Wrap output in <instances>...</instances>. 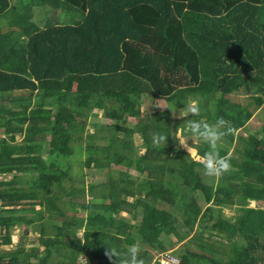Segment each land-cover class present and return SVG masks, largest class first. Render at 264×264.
Listing matches in <instances>:
<instances>
[{"label": "trees", "instance_id": "obj_1", "mask_svg": "<svg viewBox=\"0 0 264 264\" xmlns=\"http://www.w3.org/2000/svg\"><path fill=\"white\" fill-rule=\"evenodd\" d=\"M35 8L49 15L37 20ZM189 100L200 107L189 118L234 126L225 140L239 145L219 146L232 158L220 178L175 150L172 110ZM263 105L264 0H0V177L11 178L0 179V248L14 227L39 223L52 235L49 253L73 245V264L77 254L110 264L107 246L124 254L140 240L166 252L183 229L195 250L185 248L179 264H264V208L251 207L264 204V125L236 136L251 106ZM94 110L109 123L88 134ZM155 133L169 136L165 147L153 146ZM81 149L84 167L135 169L139 178L110 173L97 194L76 189L71 159ZM227 208L242 214L225 218ZM137 209L133 226L122 214ZM21 251L11 263H25Z\"/></svg>", "mask_w": 264, "mask_h": 264}, {"label": "rangeland", "instance_id": "obj_2", "mask_svg": "<svg viewBox=\"0 0 264 264\" xmlns=\"http://www.w3.org/2000/svg\"><path fill=\"white\" fill-rule=\"evenodd\" d=\"M15 2V1H14ZM51 14V13H50ZM49 13H45V11H41L40 13L37 14V17L42 19L45 16H48ZM236 96V95H234ZM251 96H253L252 93H248V94H241V95H237L236 99L240 102V103H245ZM190 102V100H189ZM193 102V101H191ZM159 106H164V107H168L167 106V102L165 100L160 101L159 102ZM161 109V108H160ZM166 109V108H165ZM163 109V110H165ZM250 111L252 112V117L251 119L247 122V124L245 125V128L239 130L236 133L237 135L243 136L244 138H247L248 136H250L251 133H259L262 134V127L264 125V105L261 106L260 108H257L255 106H251ZM93 116L89 117L87 120V133L88 134H92L93 132L96 131V129L98 128V126H102V125H106L107 123H109V119L104 117V111L103 110H94L93 111ZM173 118L180 124H182L184 122L183 119L179 118V115L177 114L176 116H173ZM95 123L98 124V126H95ZM126 123L127 124H136L137 123V119L136 118H132V117H126ZM87 134L85 133V136ZM5 133L4 131L0 130V139L5 138ZM22 137L23 136H16V142H21L22 141ZM7 138V137H6ZM134 143L136 146H140L142 141L140 140L139 136L135 135L134 136ZM201 144V143H199ZM198 144V145H199ZM236 145H239V142H237V140L234 141V143L231 145L229 144L225 139L221 142V144L219 145L220 147H225L230 153L233 151V149L236 147ZM142 152H140L141 154ZM86 157V153L85 150L81 149L78 150L76 152V154L74 156H72L71 159V163H72V170H71V174L74 176V186L76 189H81V187H86V189L88 190L90 188L91 185L95 186V193L97 194L99 188L98 186L103 184L106 180H107V176L108 174H112L113 176H117V175H126L130 178L133 179H138V173L136 172L135 169L130 170L129 174L128 173H124L122 167H117V166H113L110 170L109 173L107 172H102L99 168H94V167H84L83 166V161ZM0 179H5V180H10V177H5V176H1ZM87 201L91 200L90 196L88 195V191H87V197H86ZM129 200H133V199H129ZM86 201V202H87ZM251 207L254 208H264V204L262 202H253L251 203ZM38 209V208H37ZM176 210H180V207H176ZM223 215L225 218H233V217H237L239 215L242 214V212L240 211H235V210H231L230 208L228 209H223ZM133 214H135V218H133L132 216H127L126 213L122 214V217H127L129 218L131 221V224L133 226H137L140 223L141 220V210H136L133 212ZM180 216L181 213H178ZM69 217L72 216H76L77 218L80 217H85V213H72L69 212ZM98 224V223H97ZM181 233L183 236L182 240H178L176 235H170L168 236L169 239H172L174 242H176V244H174V246H170L169 244H166L165 246L167 247L166 252L164 251H154L151 250L150 247L147 246V244L142 245V243L139 241H136V243H139L141 246V251L144 250H150L149 254L152 257V259L149 261V264H157L158 262L160 264H170L168 261V257H174V258H178L179 261H177L175 259V264H179L180 259L179 256L182 252H184L185 248H189L191 250H195V244L189 242L190 238L192 237L191 235H185L184 230L181 229ZM22 235V238H24L23 240L28 241V243L26 245L23 246V248L26 249V251H28L30 248L34 247H38L39 245H41L40 242V237L42 236V234L40 233V226L39 224H32V225H21V226H16L11 230V238H12V243L15 245L16 243L19 242V237ZM185 235V236H184ZM48 236V234L45 236V238ZM82 238V233H78L76 236V239L80 240ZM2 239H0V245H1ZM34 242V243H32ZM135 243V242H134ZM131 245V244H127V247ZM12 247V245H11ZM143 247V249H142ZM1 248H3L1 246ZM9 248V247H8ZM40 248V247H39ZM46 251V248H40L39 252L40 254H42L43 252ZM162 253V254H160ZM53 258L50 260L52 261ZM102 261V259H95L93 261V263L91 264H99ZM164 261V262H162ZM30 262H36L35 258H31ZM76 262L78 264H90L88 262V259L86 258V256L84 254L77 255V260ZM208 262V261H207Z\"/></svg>", "mask_w": 264, "mask_h": 264}, {"label": "clouds", "instance_id": "obj_3", "mask_svg": "<svg viewBox=\"0 0 264 264\" xmlns=\"http://www.w3.org/2000/svg\"><path fill=\"white\" fill-rule=\"evenodd\" d=\"M157 107L162 110L167 108L164 106ZM172 113L173 116H176V111L172 110ZM199 115L200 107L196 102L185 103V106L179 110V118L183 119L184 122L177 127L174 135H172L175 141V150H185L187 156L202 167L206 177L220 178L231 170L232 158L230 155H221L219 145L226 137L233 135L235 129L230 121L222 117L217 118L212 124L204 120L189 118ZM168 137L162 133L153 134V146L156 148L165 147L168 143ZM199 143L208 146V150L203 154L199 151ZM104 256L110 264H146V258L141 256L139 243L129 245L124 254L107 246Z\"/></svg>", "mask_w": 264, "mask_h": 264}, {"label": "crops", "instance_id": "obj_4", "mask_svg": "<svg viewBox=\"0 0 264 264\" xmlns=\"http://www.w3.org/2000/svg\"><path fill=\"white\" fill-rule=\"evenodd\" d=\"M34 10H35V16L37 17V14L40 11L38 9H36V8ZM37 20H42V19H37ZM40 23H41V21L39 22V24ZM41 25L42 24H40V26ZM36 224H39V223H36ZM39 226H40V224H39ZM40 230H41V228H40ZM40 233H41V231H40ZM46 235L47 234H42V236L40 237L39 244L41 243V245H39L36 248L32 247L28 251H26V249L23 248V246L26 245L28 243V241L23 240L24 238H22V235L19 237V242L16 243L15 245L12 243V238H11V242L9 244H4L3 243L2 244L3 248H0V256L3 258V259H1V264H10L11 263L10 262L11 261V256L18 249L23 250V251H21V252H23L21 254V256H22L23 260L25 261V263H23V264H63L64 262H66L67 264H73V256H75L74 255L75 246L73 248V245H71V246L69 245V246H66V247L61 246V247H59L60 249L56 248V251L52 252V253H49L48 252L49 250L47 249L45 252L40 254V252H39L40 248H43V247L46 248V243H44V240L47 237L52 236V235L49 234L45 238ZM32 243H34V242H32ZM11 245H12V247H11ZM31 258H35L36 262L35 263L34 262H30ZM52 258H53V260L50 261ZM76 260H77V256H76Z\"/></svg>", "mask_w": 264, "mask_h": 264}, {"label": "built area", "instance_id": "obj_5", "mask_svg": "<svg viewBox=\"0 0 264 264\" xmlns=\"http://www.w3.org/2000/svg\"><path fill=\"white\" fill-rule=\"evenodd\" d=\"M175 259L178 261L177 258H174V257H168V261H169L170 264H175ZM162 262H164V261H162Z\"/></svg>", "mask_w": 264, "mask_h": 264}]
</instances>
